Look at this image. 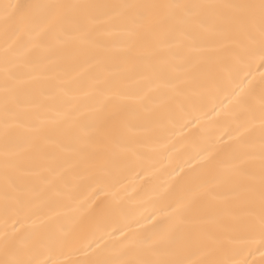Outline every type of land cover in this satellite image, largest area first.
Listing matches in <instances>:
<instances>
[{
    "label": "bare ground",
    "instance_id": "6f19581e",
    "mask_svg": "<svg viewBox=\"0 0 264 264\" xmlns=\"http://www.w3.org/2000/svg\"><path fill=\"white\" fill-rule=\"evenodd\" d=\"M36 2L103 6L233 0ZM91 12L95 22L89 42H82L71 29L76 38L64 43L44 39L31 63L19 70L20 79L29 82L23 86L19 114L7 116L13 125L10 140L23 149L16 158L21 179L10 193L23 201V227H16L24 234L44 232L52 260L79 264L94 257L97 244L111 246L122 239V231L146 235L153 225L168 224L177 203L191 197L188 219L175 231L182 258L194 264L210 259L264 264L260 234L243 227V213L230 199L231 187L215 186L221 179L215 174L217 162L229 156L237 126L247 121L250 138L259 139L264 111L260 75L264 68L259 59L250 69L226 77L219 74L216 61L227 52L211 38L197 40L201 50L195 52L187 48L182 52L175 40L161 44L144 38L137 41V50L140 43L161 50L151 59L138 60L130 50L127 29L110 20L112 10L99 7ZM3 49L0 26V233L6 222L11 226L16 218L11 207L5 212ZM102 103L109 106L103 130L95 119ZM37 127L41 132L33 149L29 140L37 136L33 131ZM84 133L93 141L84 149L86 161L61 151L59 145ZM225 211L236 218L221 245L206 239L199 246L184 244L189 234L204 237L214 231L215 221ZM40 221L43 225L37 228ZM91 241L95 243L88 248ZM39 258L47 259L48 252Z\"/></svg>",
    "mask_w": 264,
    "mask_h": 264
},
{
    "label": "snow or ice",
    "instance_id": "6c2138e0",
    "mask_svg": "<svg viewBox=\"0 0 264 264\" xmlns=\"http://www.w3.org/2000/svg\"><path fill=\"white\" fill-rule=\"evenodd\" d=\"M104 7L112 10L109 17L126 28L132 37L130 50H134L136 59H151L161 49H151L146 43L137 41L152 38L165 44L170 40L177 41L176 47L182 52L199 51L197 40L211 38L219 50L227 52L226 56L217 59V70L220 75L230 77L234 72L250 69L257 59L264 68V0H233V2L202 3H141L121 5H89L59 2H36V0H0V26L4 35L3 59V108L5 122L2 130L4 139V187L5 212L12 208L16 218L9 226L7 222L0 233V264H62L52 260L51 249L47 247L48 236L42 231L24 234L17 224L21 223L20 212L23 201L11 196L18 189L21 179L20 162L16 159L23 151L21 145L10 140L13 127L7 120L11 114L18 115L21 109L23 86L29 81L21 80L19 70L31 63L32 54L43 47L44 39L64 43L74 39L70 29L79 34L82 42H89L95 17L91 10ZM187 42V43H186ZM195 67V65H193ZM264 79V72L261 74ZM34 79V78H31ZM113 99H119L113 94ZM108 99V97H106ZM108 105L102 103L97 109L96 125L106 129L109 113ZM114 107V105H113ZM37 136L29 140V147L36 149V140L41 129H33ZM251 125L247 121L237 126L235 141L227 159L217 162L215 174L221 179L216 187L230 186V199L240 208L243 216V227L249 232L258 231L261 245L264 246V111L260 116L259 139L250 138ZM107 134V133H106ZM93 141L88 134L73 137L69 143L59 145L61 151L70 152L86 161L84 149ZM50 171V169H49ZM209 194H212L209 191ZM191 197L182 199L173 208L170 222L162 226L153 225L146 235L121 232L111 246L96 245L92 249L94 257L80 261L79 264H194L182 258V248L175 246V231L178 224L188 219ZM236 217L225 211L215 221V230L204 237L189 234L184 244L199 246L204 239L213 245H221L232 227L230 223ZM154 221L156 217L152 218ZM43 221L36 225L42 227ZM91 241L87 244L91 248ZM211 251H215L212 249ZM48 252L47 259L40 255ZM264 256V253H262ZM202 264H227L226 261L210 259Z\"/></svg>",
    "mask_w": 264,
    "mask_h": 264
}]
</instances>
